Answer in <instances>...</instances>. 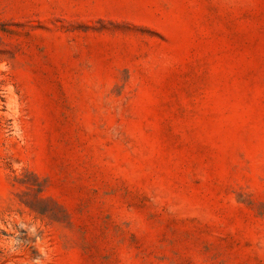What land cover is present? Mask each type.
Returning a JSON list of instances; mask_svg holds the SVG:
<instances>
[{
    "label": "rangeland",
    "instance_id": "rangeland-1",
    "mask_svg": "<svg viewBox=\"0 0 264 264\" xmlns=\"http://www.w3.org/2000/svg\"><path fill=\"white\" fill-rule=\"evenodd\" d=\"M0 264H264V0H0Z\"/></svg>",
    "mask_w": 264,
    "mask_h": 264
}]
</instances>
